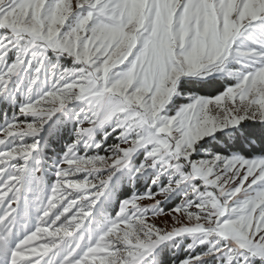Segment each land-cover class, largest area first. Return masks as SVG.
<instances>
[{"label": "snow or ice", "instance_id": "snow-or-ice-1", "mask_svg": "<svg viewBox=\"0 0 264 264\" xmlns=\"http://www.w3.org/2000/svg\"><path fill=\"white\" fill-rule=\"evenodd\" d=\"M0 264H264V0H0Z\"/></svg>", "mask_w": 264, "mask_h": 264}]
</instances>
